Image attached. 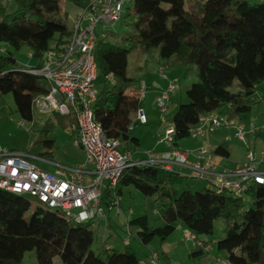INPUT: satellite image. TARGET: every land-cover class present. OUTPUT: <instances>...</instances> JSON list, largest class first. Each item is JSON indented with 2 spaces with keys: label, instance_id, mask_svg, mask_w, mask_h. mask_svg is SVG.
Segmentation results:
<instances>
[{
  "label": "trees",
  "instance_id": "16d2710c",
  "mask_svg": "<svg viewBox=\"0 0 264 264\" xmlns=\"http://www.w3.org/2000/svg\"><path fill=\"white\" fill-rule=\"evenodd\" d=\"M91 1L67 0L81 9ZM15 2L11 13L0 8V44L16 51L29 47L37 64L18 69L13 53L4 49L7 55L0 56V94H12L16 111L24 120L32 121L34 99L47 94L51 84L29 71L43 65L49 50L68 46L73 29L61 19L60 0ZM129 2L131 5L124 7L128 31L124 36L100 39L94 52L103 83L93 104V115L109 138L121 140L124 150L139 146L129 130L142 103L133 89L136 80L127 72V44L140 45L144 53L158 47L162 60L174 57L181 67L196 65L199 80L187 88L188 101L179 104L170 120L174 146L189 137L205 115L218 113L224 107L228 108L229 119L251 111L250 97L264 84V0H192L189 6L188 0ZM57 35L53 47L51 43ZM110 74L112 78H108ZM235 80L242 88L239 93L230 91ZM52 114L71 129L75 140L76 113ZM51 123L48 120L42 137L28 154L52 161L58 147L49 136ZM212 153L230 156L224 143ZM188 177L149 164L125 169L117 183L118 193L121 195L126 186H134L143 195L154 196L160 206L156 213L165 223L162 227L150 226L147 215H143L127 221L128 228L137 226L138 238L148 245L156 237L168 239L178 225H183L197 244L193 254L204 259L210 256V243L199 237L213 235L215 221L223 218L229 227L216 244L227 252L226 264H264V186L247 185L242 193H250L253 202L247 209L242 193L220 189L205 178L198 177L208 182L203 190H179ZM30 207L26 196L0 189V264H21L31 250L36 252L38 264H55L56 257H60L61 264H140L128 247L119 251L107 246V257L102 258L92 250L95 237L89 224H72L60 211L44 207L27 217ZM153 256L156 260L157 256Z\"/></svg>",
  "mask_w": 264,
  "mask_h": 264
},
{
  "label": "built area",
  "instance_id": "2783aa9c",
  "mask_svg": "<svg viewBox=\"0 0 264 264\" xmlns=\"http://www.w3.org/2000/svg\"><path fill=\"white\" fill-rule=\"evenodd\" d=\"M124 2L92 0L81 9L68 46L49 50L43 65L29 71L46 78L51 84L47 94L33 101L40 112L65 116L76 113L78 136L74 142L84 151V162L75 168L59 165L58 171L53 173L36 164L33 160L39 158L35 156L0 150V189L35 197L44 207L60 211L68 220L88 223L96 218H105V207L121 215L117 183L125 169L136 165L149 164L174 171L177 165H189V156L193 154L198 158V164L194 165L198 177L207 179L220 189L227 188L239 194L250 183L264 186V154L257 159L254 152L249 151L247 161L241 166L218 171L207 148L185 152L174 146L173 126L167 128L159 140L166 144L168 150L160 154L147 151L145 160L135 159L131 151L123 149L121 140L109 138L104 133L94 119L92 107L97 97L95 81L98 76L94 52L98 41L109 35L106 28H113L121 20ZM101 26L103 32L99 34ZM162 76L169 83L158 93L154 103L161 112H165L170 95L177 89V79L169 80L166 74ZM108 78H112V74ZM146 91L147 85L141 83L140 90L136 92L141 103ZM147 123V114L141 104L129 130L136 124ZM230 125L228 116L212 113L203 116L191 133L204 135L209 127ZM244 129L243 124L236 125L235 134L241 140L245 139Z\"/></svg>",
  "mask_w": 264,
  "mask_h": 264
},
{
  "label": "rangeland",
  "instance_id": "374dc122",
  "mask_svg": "<svg viewBox=\"0 0 264 264\" xmlns=\"http://www.w3.org/2000/svg\"><path fill=\"white\" fill-rule=\"evenodd\" d=\"M204 1V0H201ZM251 3L259 2V0H249ZM192 0H188V6ZM62 8L61 19L66 22L70 29L74 28L75 22L78 19L81 8L74 4L67 2V0H60ZM124 7H129L131 2L125 0ZM0 8H4L7 13H11L16 8L15 0H0ZM2 15V14H1ZM0 15V16H1ZM126 10L124 9L121 20L113 27H107L106 31L110 36H124L128 31L125 24ZM99 34H101L102 26L98 28ZM58 41V35L52 41L53 47L56 46ZM130 49L128 56V75L136 80L134 90H140V84L145 83L148 86H159V81H163V76L158 72L155 73V68L158 69V62L162 58L159 55V48L153 47L149 52L144 53L143 47L133 44H127ZM8 50L12 52L16 59V66L18 69L28 68L36 66L37 60L32 57L31 50L27 46H23L20 50L16 51L11 46L0 44V56L7 55ZM143 55V56H142ZM172 57L168 60H174ZM163 60V61H168ZM179 82L178 88L172 95L175 97L178 104L181 102H187L186 90L190 85L199 80L197 76L196 65H190L188 67L179 66ZM154 73L152 74V72ZM167 75L170 72H166ZM170 76V75H169ZM103 83V77L97 76L95 81L96 94L101 89ZM230 91L233 93H239L242 91L240 82L235 80L230 87ZM182 100H181V98ZM252 102V109L250 112L233 116L230 126H223L217 128H208L211 130L210 137L205 138L204 135H193L179 140V147L192 146L194 143L202 144V147L216 148L217 144H225L230 151V156L225 158L232 166H241L247 161V154L249 151L255 153L256 157L262 158L264 154V84L260 85L254 95L250 97ZM94 104V103H93ZM92 104V107H93ZM144 107L148 123L146 125L136 124L130 131L131 135L140 141V146H130V150L133 152L134 158L143 156L147 150L156 146L158 140L164 135L167 128L172 126L170 122L171 116H168L166 121L162 120V112L154 103V97L149 89L146 91V97L142 102ZM228 108H222L216 114H223L227 116ZM51 119V125L49 128V136L55 140L57 150L54 153L52 162H55L58 166L75 168L82 164L85 160L79 162L78 148L75 145L74 137L70 128L60 123L52 113L40 112L35 105L33 108V120H24L20 114L16 111V105L12 94L1 95L0 94V150L15 151L21 154L28 153L33 147L34 143L42 137V132L46 128L48 120ZM243 124L245 126V139H239L236 132V125ZM207 132V131H206ZM216 137V141L213 138ZM213 137V138H212ZM218 140V141H217ZM152 147V148H151ZM159 147H165L160 145ZM193 152V150H189ZM227 159L229 161H227ZM36 164L44 169H49L52 172L56 171V167L50 164L44 163L39 160H33ZM94 166V165H93ZM91 166V167H93ZM176 170V169H175ZM178 171V170H176ZM185 173L184 170H180ZM207 181L200 178L188 177L183 184L179 186V190L190 188L193 191L203 190L207 186ZM240 196L244 198L246 208L252 206L251 194L248 192L242 193ZM30 202V210L27 213L29 217L37 208L44 207L35 197L26 196ZM154 196H145L134 186H126L123 188V195L121 196V216L115 213V210H110L105 207L106 213L109 215V220L103 218H96L90 220V228L94 232L95 241L92 246V250L99 254L102 258L107 257V246L115 250H125L127 247L131 248L140 260V264H214L218 262L220 264H226L227 252L225 250H219L216 244V240L223 238L226 235L229 225L223 218H218L214 223L213 235L200 236V241H208L210 243V256L204 259L198 255H194L193 252L197 249V244L190 238V232L185 226L177 227L174 233H172L168 239L161 240L159 237L154 238L150 244L145 245L137 236L138 227L132 226L131 230L127 226L128 217H139L147 215L150 226H164L165 223L159 214L160 206L155 202ZM128 207V210L126 208ZM46 208V207H44ZM48 210H53L46 208ZM133 211L131 215H128L129 210ZM129 221V220H128ZM74 224V222H72ZM206 253V251H205ZM156 255L157 259H154ZM55 264H61L60 257H56ZM21 264H38L35 250H31L25 253Z\"/></svg>",
  "mask_w": 264,
  "mask_h": 264
},
{
  "label": "crops",
  "instance_id": "0c3cea01",
  "mask_svg": "<svg viewBox=\"0 0 264 264\" xmlns=\"http://www.w3.org/2000/svg\"><path fill=\"white\" fill-rule=\"evenodd\" d=\"M179 68L180 67L175 63L174 60H168V61H163V60L161 61L160 60L158 62V69L155 68V70H156L155 73L158 72L160 75H163V74H166L167 75L166 72L168 71V72H170V74H169L170 76L167 75L169 77V80H175V79H177V83H178L179 82V77L177 76V73L176 72H179ZM153 73H154V71L152 72V74ZM158 81H159V84H158L159 86H157V87L156 86L152 87L151 85L148 86L146 84L147 85V90L149 89V91L152 92V96L154 97V99H155V97L158 95V93L161 90H163V89H165L167 87V85L169 83L168 80H165L164 78H163V81H160V80H158ZM177 88H178V85H177ZM180 98H181V96H180ZM181 100H182V98H181ZM178 106H179L178 102L176 101L175 97L171 94L170 95V98H169V101H168L167 109H166L165 112H162V120L163 121H166V119L169 120L170 118L168 119L167 117L168 116L170 117V115L173 116L174 113L176 112ZM172 116H171V118H172ZM209 129H207V132L205 134V138L206 137L211 138L210 137L211 136L210 135L211 130H209ZM216 139L217 138L214 137L213 138V141H216ZM159 140H158L156 146H154L153 148L151 147L152 149H149L147 151H151L154 154H160V153H163V152L167 151L168 150V147L166 146V144L165 143H160ZM178 142H177V148L180 149L181 151H185V152L186 151L188 152L189 150L198 151L202 147V144H200V143H194L192 146H188V147H179L178 146L179 145ZM163 144L165 145V147H159L160 145H163ZM218 145L219 144H217V146ZM139 146H140V141H139ZM76 148H78L76 150H78V154H79V156H78L79 160L78 161L81 162V161H83V158L85 157L84 151L80 147H76ZM203 148H205V147H203ZM206 148L208 149V151L212 155L214 162L217 164V170L218 171H221V170H223L225 168L233 169V168L237 167V165L236 166H232L228 162H226V160H225L226 157L213 154L212 152H213V150L215 148L214 149L213 148H210V147H206ZM129 151H131V150H129ZM132 154H133V152H132ZM146 158H147V154L145 153L143 156H141L139 158H135V159H141V160L144 159L145 160ZM37 160L42 161V162L47 163V164H50L53 167H56L57 169L53 173H56L58 171V165L55 162L48 161L46 159H42V160L37 159ZM227 161H229V160L227 159ZM195 164H198V158L196 157V155H193L192 154V155L189 156V165H187V166L177 165V166H175V169L178 170L179 172H181L180 170L182 169V170H184V172L186 171L185 173L181 172L184 175L189 176V177L198 178L197 171L194 168V165ZM46 170L50 171L49 169H46ZM50 172H52V171H50ZM122 195H123V192H122L121 196ZM126 210H128V207L126 208ZM108 212H109V210H108ZM132 213H133V211L131 209V210H129L128 215H131ZM133 218H135V217H128L127 219L128 220H131ZM105 219L109 220V215L108 214H107V218H105ZM181 226L182 225H178V227H181Z\"/></svg>",
  "mask_w": 264,
  "mask_h": 264
}]
</instances>
